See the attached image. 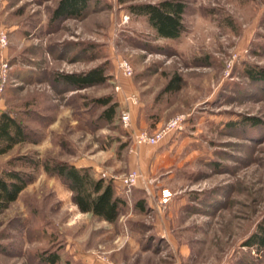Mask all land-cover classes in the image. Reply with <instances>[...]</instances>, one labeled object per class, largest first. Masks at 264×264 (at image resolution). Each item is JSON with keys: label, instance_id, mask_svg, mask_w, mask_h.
<instances>
[{"label": "rangeland", "instance_id": "rangeland-1", "mask_svg": "<svg viewBox=\"0 0 264 264\" xmlns=\"http://www.w3.org/2000/svg\"><path fill=\"white\" fill-rule=\"evenodd\" d=\"M58 1L0 0V100L35 140L0 155V173L35 176L0 213V264H48L52 253L56 264H264L245 243L264 218V80L247 71L264 72V0H183L178 38L117 0L54 21ZM93 68L107 79L79 88L61 77ZM107 95L119 104L111 123L97 119ZM176 118L159 142H139ZM26 156L105 172L126 200L117 221L81 212L68 183ZM133 169L126 192L119 179Z\"/></svg>", "mask_w": 264, "mask_h": 264}, {"label": "trees", "instance_id": "trees-1", "mask_svg": "<svg viewBox=\"0 0 264 264\" xmlns=\"http://www.w3.org/2000/svg\"><path fill=\"white\" fill-rule=\"evenodd\" d=\"M135 14L145 15L149 24L155 29L159 37L178 38L185 30L184 13L186 3L183 0H160L158 2H140L138 0H117ZM91 5L108 6L106 0H59L53 9V20L63 18H81L85 15ZM247 71L253 78L264 80V72L257 71L251 66ZM63 81L71 83L79 88L91 86L104 82L107 78L103 68H93L83 73L61 74ZM180 78L175 76L167 85L166 89L173 91L178 89L176 84ZM99 105L105 107L97 116L98 121L111 123L115 120L118 102L110 96L96 99ZM29 128L11 111L4 109L0 114V155L8 153L17 144L35 142L28 132ZM28 163L37 168L41 161L30 157ZM16 161L10 160V164ZM44 169L68 183L73 193V201L81 212H91L98 218L108 222H116L121 208L126 204L125 198L118 192L115 181L97 178L91 167L78 166L66 160H44ZM35 176L24 170L15 169L14 166L5 168L0 173V213L3 212L11 202L17 200L25 187L34 181ZM138 205L144 206V201L139 200ZM246 240V245L255 247L264 252V218ZM45 263L56 264L59 260L58 253L43 255Z\"/></svg>", "mask_w": 264, "mask_h": 264}, {"label": "built area", "instance_id": "built-area-1", "mask_svg": "<svg viewBox=\"0 0 264 264\" xmlns=\"http://www.w3.org/2000/svg\"><path fill=\"white\" fill-rule=\"evenodd\" d=\"M7 37L4 32H0V45L2 47L7 46ZM119 67L121 71L124 73L126 76H131L133 74V68L132 66L126 61V60H121L119 63ZM8 68V61L3 62L2 64V69L6 70ZM6 75L7 74H0V92L4 90L5 88V82H6ZM116 89H120L119 85H116ZM125 98L127 101L132 102V103H137L139 101V98L137 94H127L125 95ZM121 121L124 126L128 127L131 124V114L128 110H124L121 113ZM180 118H176L168 122L166 127L162 129L161 131H158L154 135H150L144 132H140L137 134V138L139 142H148V143H157L161 139L164 138V136L172 131L173 129L178 128L180 126ZM101 177L106 179L107 174L105 172H101ZM139 172L137 170H131L128 172V174L124 177H121L119 180L121 181V184L124 186L126 192H130L132 187L137 184L138 179H139ZM166 196V195H164Z\"/></svg>", "mask_w": 264, "mask_h": 264}, {"label": "crops", "instance_id": "crops-1", "mask_svg": "<svg viewBox=\"0 0 264 264\" xmlns=\"http://www.w3.org/2000/svg\"><path fill=\"white\" fill-rule=\"evenodd\" d=\"M3 102H2V100H0V114H1V112L4 110V106H3ZM76 165H78V166H80L79 164H76ZM81 166H85V165H81Z\"/></svg>", "mask_w": 264, "mask_h": 264}]
</instances>
